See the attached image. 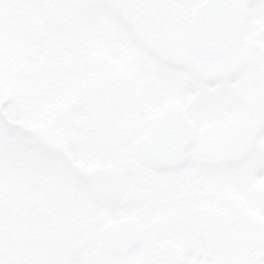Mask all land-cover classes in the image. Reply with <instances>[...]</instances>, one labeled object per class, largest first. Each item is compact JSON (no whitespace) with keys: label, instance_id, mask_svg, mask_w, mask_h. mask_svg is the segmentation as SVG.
Instances as JSON below:
<instances>
[{"label":"snow or ice","instance_id":"obj_1","mask_svg":"<svg viewBox=\"0 0 264 264\" xmlns=\"http://www.w3.org/2000/svg\"><path fill=\"white\" fill-rule=\"evenodd\" d=\"M0 264H264V0H0Z\"/></svg>","mask_w":264,"mask_h":264}]
</instances>
